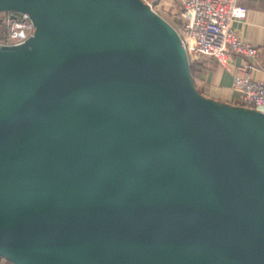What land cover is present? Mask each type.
Listing matches in <instances>:
<instances>
[{
  "label": "water",
  "instance_id": "obj_1",
  "mask_svg": "<svg viewBox=\"0 0 264 264\" xmlns=\"http://www.w3.org/2000/svg\"><path fill=\"white\" fill-rule=\"evenodd\" d=\"M0 257L264 264V112L204 95L142 0H0Z\"/></svg>",
  "mask_w": 264,
  "mask_h": 264
},
{
  "label": "built area",
  "instance_id": "obj_2",
  "mask_svg": "<svg viewBox=\"0 0 264 264\" xmlns=\"http://www.w3.org/2000/svg\"><path fill=\"white\" fill-rule=\"evenodd\" d=\"M142 1L175 27L190 65L214 58L231 70L230 59L235 54L258 58L259 47L241 39L233 29L234 20L244 18L247 13V5L242 0ZM33 31L27 12L0 10V43H20ZM250 67L259 68L263 75L253 76ZM232 70V87L239 92L235 104L264 112V67L238 62L233 64Z\"/></svg>",
  "mask_w": 264,
  "mask_h": 264
},
{
  "label": "crops",
  "instance_id": "obj_3",
  "mask_svg": "<svg viewBox=\"0 0 264 264\" xmlns=\"http://www.w3.org/2000/svg\"><path fill=\"white\" fill-rule=\"evenodd\" d=\"M247 5L244 18L233 22V29L238 36L259 47L257 59L247 58L235 54L230 59L231 70L223 67L216 59L210 58L201 64H196L192 70L196 87L206 96L216 100L235 103L238 99V90L232 87L233 64L244 62L264 67V0H242ZM253 76L261 77L262 70L250 67ZM3 260L0 259V264ZM5 263V262H4Z\"/></svg>",
  "mask_w": 264,
  "mask_h": 264
},
{
  "label": "trees",
  "instance_id": "obj_4",
  "mask_svg": "<svg viewBox=\"0 0 264 264\" xmlns=\"http://www.w3.org/2000/svg\"><path fill=\"white\" fill-rule=\"evenodd\" d=\"M194 66L191 65V69L193 70ZM1 260H3V263L2 264H12L11 262H9L8 260H6L5 258L3 257H0ZM5 262V263H4Z\"/></svg>",
  "mask_w": 264,
  "mask_h": 264
},
{
  "label": "rangeland",
  "instance_id": "obj_5",
  "mask_svg": "<svg viewBox=\"0 0 264 264\" xmlns=\"http://www.w3.org/2000/svg\"><path fill=\"white\" fill-rule=\"evenodd\" d=\"M176 4H177V1H176Z\"/></svg>",
  "mask_w": 264,
  "mask_h": 264
}]
</instances>
